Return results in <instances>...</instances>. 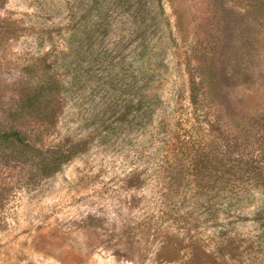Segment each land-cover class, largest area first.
<instances>
[{
  "label": "rangeland",
  "instance_id": "374dc122",
  "mask_svg": "<svg viewBox=\"0 0 264 264\" xmlns=\"http://www.w3.org/2000/svg\"><path fill=\"white\" fill-rule=\"evenodd\" d=\"M129 1L136 2L100 0L109 45L130 37ZM83 5L0 0V264H264V212L262 222H234L221 251L217 215L197 196L213 193L218 167L204 166L221 160L220 173L238 179L234 189L262 192L264 205V0H162L165 35H172L159 82L162 117L173 141H197L198 168L170 160L156 172L155 145L135 141L142 137L134 131V141L120 135L72 141L102 127L95 114L101 94L93 95L95 80L85 69L64 75L69 97L56 116L29 96L42 74L61 70L69 9ZM192 77L201 82L197 105ZM13 129L31 140L14 141ZM76 142L84 145L80 154L43 173L53 147ZM138 145L144 150L137 161ZM134 170L142 179L138 188L128 185ZM192 173L206 177L208 187L187 184ZM258 203L237 211L250 216ZM257 233L259 248L252 241Z\"/></svg>",
  "mask_w": 264,
  "mask_h": 264
},
{
  "label": "trees",
  "instance_id": "16d2710c",
  "mask_svg": "<svg viewBox=\"0 0 264 264\" xmlns=\"http://www.w3.org/2000/svg\"><path fill=\"white\" fill-rule=\"evenodd\" d=\"M125 6L128 11L134 8V13L131 15L134 28L129 38L121 36L111 45L107 42L110 34L109 17L101 10L100 0H84L83 7L76 6L77 9H69L64 46L59 52L58 67L61 70L58 75L42 74L33 83L30 91L32 94L29 96H35L44 107H53L52 115L56 116L57 111L61 112L63 101L69 97L65 89L71 81H68L64 75L75 74L78 69L83 68L88 78L95 80L93 95L101 94L95 107V114L101 117L102 127L90 131L86 138H73L72 141H92L98 136L100 141H112L113 137L119 135L123 136L121 141H134L130 134L134 131L142 137L135 141H146L155 145V155L160 158L153 163L155 172L164 162L170 160L176 161V165L181 167L190 163L192 169L197 170L198 163L192 161L196 156L193 149L197 141H173L175 133L173 129H169L167 120L162 117L165 111L159 93V82L162 77L163 60L172 38L171 33L165 35L166 19L162 17L164 12L162 0H149V2L136 0L135 3L129 1ZM156 9L157 12L154 13ZM190 83L191 101L197 105L201 82L192 77ZM39 98H42V101ZM47 118L49 120L50 116ZM8 135L14 141L22 143L31 140L27 134L23 136L16 129ZM65 146L66 143L56 145L55 147L58 148L53 147L48 156L44 157L43 173L51 174L57 171L62 164L84 149V145L80 142L72 144L69 149H65ZM143 150L142 145H138L134 152V160L141 159ZM208 166L207 164L204 168L213 170L218 167V171H215L212 177L213 186H210L213 187V193L203 199L202 196L209 193V190L203 189L197 196L200 200L199 205L206 209L210 206L209 208H212L217 215L219 227L216 233L221 239L218 242V250L223 251L231 241L234 222L248 217L258 223L262 222V212H264L262 192L258 197L252 190L247 189L242 192L235 190L231 182L238 179L220 173L223 167L221 160H218V165ZM192 176L187 179V184L193 183L200 189L208 187L202 183L206 177H201L198 173L196 175L192 173ZM175 179L180 184L182 175ZM140 182L142 179L138 170L132 171L128 185L138 188ZM256 201L259 203L250 216L243 217L242 212L237 211L239 207L251 206ZM254 236L252 241L257 242L259 248L262 244V235L257 233Z\"/></svg>",
  "mask_w": 264,
  "mask_h": 264
}]
</instances>
